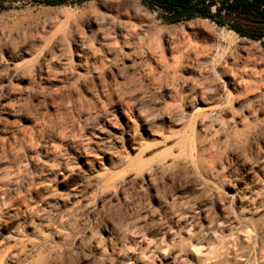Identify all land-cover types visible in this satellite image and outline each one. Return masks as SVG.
Listing matches in <instances>:
<instances>
[{
    "label": "bare ground",
    "instance_id": "6f19581e",
    "mask_svg": "<svg viewBox=\"0 0 264 264\" xmlns=\"http://www.w3.org/2000/svg\"><path fill=\"white\" fill-rule=\"evenodd\" d=\"M125 8L67 11L56 19L65 28L51 35L31 24L35 16L0 33V224L24 217L22 230L0 242V264H72L87 254L90 264H120L138 239L143 264H264L262 54L243 41L230 54L213 49V32L196 25L186 37L144 29L121 18ZM141 34L157 37V47L139 45ZM158 66L169 81L156 80ZM219 75L245 99L240 137L202 118L205 84ZM82 159L81 186L56 192L52 176L73 179ZM28 162L38 182L14 200ZM212 181L230 189L225 197ZM150 188L156 206L139 200ZM175 191L193 197L179 203Z\"/></svg>",
    "mask_w": 264,
    "mask_h": 264
},
{
    "label": "rangeland",
    "instance_id": "374dc122",
    "mask_svg": "<svg viewBox=\"0 0 264 264\" xmlns=\"http://www.w3.org/2000/svg\"><path fill=\"white\" fill-rule=\"evenodd\" d=\"M122 4H125L128 8H125L124 16H121V18L140 24V26H143L144 29L147 28L146 26L147 24H149L148 26L155 28V30L159 31L160 33L177 34L180 37L182 36L186 37V33L193 31V29H191V26L196 25L197 28L202 31L209 29L213 32V39L207 42L208 45L211 46L213 49H218L224 51L225 54H230L236 51L237 43L239 41H243L246 44L248 43L252 47V50L260 52L264 58L263 38H261V40H259L258 38L255 39L249 38V34L264 35L261 34L264 31V26L250 25L245 21L235 20L231 17H224L222 21H220L223 24L229 22H234L238 24V26L241 27L240 29H242L246 33L245 35L241 36L236 32H234L233 30L229 29L226 25L220 26L216 22L210 19L201 18L199 16H194L193 18H182L178 20V22H174V23H166L160 20L158 16H154L153 15L154 11L149 10L146 6H144L141 0H86L84 2H79V3L70 4L67 2L65 4L54 5V6H49L44 3H38L35 2V0H18L15 2L1 3L0 33L2 32V30L4 31L16 30L14 27L16 24L21 22V20L35 16L36 21L34 22V20H32L31 24L32 25L45 24L47 26L46 31L51 35L54 32L60 31L61 29L65 28L64 22H60V23L56 22L57 21L56 19L59 18L62 15V13L71 10L73 14H79L80 12L83 11L87 13H97L102 10L111 13L117 9L119 14L122 15ZM107 6H109V8L105 9ZM182 32L185 33L182 34ZM140 33H142V30H138V34ZM133 39L140 40L141 42L139 41L138 44L141 46L143 45V47L146 46L144 48H147V45H149V47L151 46L150 48L154 49L157 47L158 44L157 37L150 38L147 35L141 34L139 37L135 36ZM178 55L177 57H179ZM223 58L224 57L221 55L217 57L216 61L212 63V68L215 67L216 69H218L219 65L223 64ZM166 71L167 70L162 66L156 67L154 71L156 80L162 83L169 81L171 77L165 74ZM168 72H171V67L168 68ZM213 82L214 84H209V83L205 84L207 90L204 92L205 93L204 102L207 104V108L204 109V112L202 113V118L204 119V123L207 124L208 122H211L214 126L222 125L224 132L226 134H229L230 131L234 130L235 135L237 137H240L242 134V128L239 125L238 120L242 116V112L240 111L241 104L245 99L241 95L236 94L229 86H227L226 79L222 75H219L218 77L217 76L213 77ZM223 86H225L226 89H224ZM253 95H250L249 97H252ZM30 124L31 123L29 119H23L21 126H25V125L29 126ZM214 137H220V133L214 134ZM28 154L30 156L36 155L37 157V153H35L33 149L32 150L30 149L28 151ZM30 156L22 152L23 160H28V157ZM40 157L43 158V155H41ZM223 157L225 158L226 155L222 156V158ZM228 157L222 159L223 163H227L230 161V163L232 162V165L234 164L235 166L234 160H230V158ZM83 160L84 159H82V164H81L82 170H80L82 172L78 173L73 179L70 180L69 174L60 175V177L58 178H54L52 176L51 179H53V181L51 182V185L56 189V192L61 194H66L69 193L70 190H72L73 188L81 186V183L83 182V176H82L83 170L85 169L84 167L85 164ZM224 160H226L227 162H225ZM31 165L32 164L31 163L29 164V162L27 165H23L20 174V178L24 179V180L22 179L21 181V185H22L21 190L23 191L21 195H17V196L12 195V199L18 200L23 196V194L26 191L25 183H30L33 181L38 182V177H34V178L32 177L33 175H32ZM9 170L14 171V169H9ZM6 179H7L6 175L0 174V180H6ZM208 184L211 188L217 187L216 181H212ZM224 186L217 187L218 194L220 196L222 195L223 197L226 196L227 191H230L228 187L226 186L224 187ZM159 190L158 191L161 192L164 189L162 187H159ZM175 192H176L175 194L178 196L177 202L179 203L185 202L186 198L190 199L193 197L191 191H188L187 193L181 191H175ZM141 195L142 196H139V200L142 204L148 205L149 203H151L150 205L153 204L152 206L157 205L154 198H152L154 195V188H150V190H147L146 193L144 192ZM103 198L105 197H101V196L96 197L94 203L92 204V209L96 210L97 207L99 206L100 199ZM75 204L78 206L81 203L78 202ZM201 209L203 211H208L209 209H212V207L210 206V204H208L206 206H203ZM199 212L200 209H194L193 211H188V215L197 216ZM23 218H24L23 215L11 214L6 218V220L3 223L0 224V242L3 241L9 235L15 234L22 230ZM78 230L79 232L81 231V229L78 228L76 232L74 231L75 234L72 233L71 236L75 235L77 237L80 234V233L78 234L77 232ZM165 230L171 232L170 226H166ZM72 239L74 240V236L71 237L68 248H71L74 244L75 240L73 241ZM51 241L52 240H49V242ZM137 242L138 243L133 250L128 251L122 256V260L120 264L144 263L139 257V254L143 253L144 255H148V251L141 250V248L145 245L142 239H138ZM88 256L89 255L87 254V256L85 257L83 256L84 257L83 258L82 256L77 255L75 256V258H73L72 264H90L91 258L90 256L89 257ZM143 259L149 262H151L152 260V259L151 260L148 259V257L146 256H144ZM157 260H159V258H155L154 262H157Z\"/></svg>",
    "mask_w": 264,
    "mask_h": 264
},
{
    "label": "trees",
    "instance_id": "16d2710c",
    "mask_svg": "<svg viewBox=\"0 0 264 264\" xmlns=\"http://www.w3.org/2000/svg\"><path fill=\"white\" fill-rule=\"evenodd\" d=\"M86 0H75V1H48V0H35V2L38 3H44L49 6L54 5H61L65 3H79L84 2ZM154 4L159 7L162 11L171 13L175 12L178 7H190L194 3L199 2V9L203 12H209V6H211L214 1H211V3L208 6H205L204 3L200 2V0H153ZM223 3H226L225 9H226V16L231 17L232 15L239 16L240 18L251 22L252 24L256 25H262L264 26V0H232V2H229V0H224ZM1 4V3H0ZM219 18L220 14H217ZM194 16L189 15L185 18H193ZM221 21V20H220ZM220 21H216V23L220 26H223L224 24ZM178 22L173 21L171 23ZM215 22V21H214ZM229 29L233 30L237 34L243 36L245 35V31L241 30L240 27L236 24L229 25ZM264 34V31L261 33ZM264 35H250V39L255 38H262Z\"/></svg>",
    "mask_w": 264,
    "mask_h": 264
},
{
    "label": "water",
    "instance_id": "95a60500",
    "mask_svg": "<svg viewBox=\"0 0 264 264\" xmlns=\"http://www.w3.org/2000/svg\"><path fill=\"white\" fill-rule=\"evenodd\" d=\"M18 0H0V3H6V2H15ZM51 1H61V0H51ZM62 1H75V0H62ZM144 6H146L149 10H154L158 12V18L166 23H171L173 21L180 20L182 18H185L186 16L192 15V16H199L201 18L210 19L212 21H220V18L211 12H203L199 9L200 5L199 2L194 3L190 7H183L180 6L175 12H162V10L157 7L153 0H141ZM261 40V38H259Z\"/></svg>",
    "mask_w": 264,
    "mask_h": 264
},
{
    "label": "built area",
    "instance_id": "2783aa9c",
    "mask_svg": "<svg viewBox=\"0 0 264 264\" xmlns=\"http://www.w3.org/2000/svg\"><path fill=\"white\" fill-rule=\"evenodd\" d=\"M211 1H214V3L211 6H209V12H211L212 14H214L216 16H217V14H220V17H221L220 20L222 21V19L224 17H227L226 16V9H225L226 3H223L224 0H200L201 4L203 2L205 6H208L211 3ZM229 2H232V0H229ZM231 18H233L235 20L245 21V22L249 23L250 25H256V24H252L251 22H248V21L240 18L239 16L232 15ZM231 24H236V23L229 22V23H225L224 25H226L229 28V25H231ZM236 25H238V24H236ZM262 38L264 40V36Z\"/></svg>",
    "mask_w": 264,
    "mask_h": 264
},
{
    "label": "flooded vegetation",
    "instance_id": "af4514ba",
    "mask_svg": "<svg viewBox=\"0 0 264 264\" xmlns=\"http://www.w3.org/2000/svg\"><path fill=\"white\" fill-rule=\"evenodd\" d=\"M48 1H51V0H48ZM260 26H262V25H260Z\"/></svg>",
    "mask_w": 264,
    "mask_h": 264
}]
</instances>
